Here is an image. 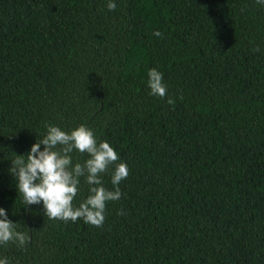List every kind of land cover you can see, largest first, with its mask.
Wrapping results in <instances>:
<instances>
[{"label":"trees","instance_id":"1","mask_svg":"<svg viewBox=\"0 0 264 264\" xmlns=\"http://www.w3.org/2000/svg\"><path fill=\"white\" fill-rule=\"evenodd\" d=\"M107 3L0 0V207L30 237L23 248L0 245V258L264 264V6ZM151 68L163 74L164 99L150 95ZM48 124L92 129L128 165L103 227L24 204L9 169ZM87 158L72 153L73 165ZM102 180L114 190L111 170ZM88 195L81 177L74 206Z\"/></svg>","mask_w":264,"mask_h":264},{"label":"clouds","instance_id":"2","mask_svg":"<svg viewBox=\"0 0 264 264\" xmlns=\"http://www.w3.org/2000/svg\"><path fill=\"white\" fill-rule=\"evenodd\" d=\"M256 2L264 6V0ZM116 8L115 0H108L107 9L114 11ZM153 35L163 37L158 30ZM254 50L260 51L258 46ZM147 86L150 95L161 99L167 96L163 74L156 68L149 69ZM175 102L174 98H167L168 104L174 106ZM46 128L43 139L37 140L26 155H16L9 169L16 178L24 204L28 206L42 202L44 214L49 219L73 223L82 219L88 225L103 227L107 203L121 198L119 185L130 175L128 165L120 160L118 152L109 142L98 141L94 131L84 125L71 131L51 124ZM73 152L87 154L88 158L83 164L77 162L73 165ZM110 170L114 190L103 185V174ZM81 177L89 186V195L79 206H74ZM118 215L126 213L121 210ZM0 217V245L15 242L23 248L30 240L28 234L17 230L16 223L8 218L2 207ZM0 264L9 262L6 257L0 258Z\"/></svg>","mask_w":264,"mask_h":264}]
</instances>
